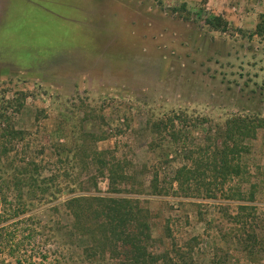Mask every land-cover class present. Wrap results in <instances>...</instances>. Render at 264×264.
<instances>
[{
  "label": "rangeland",
  "instance_id": "obj_1",
  "mask_svg": "<svg viewBox=\"0 0 264 264\" xmlns=\"http://www.w3.org/2000/svg\"><path fill=\"white\" fill-rule=\"evenodd\" d=\"M263 12L264 0H0V91L26 92L14 120L41 174L59 173L58 196L96 191L94 181L115 195L100 159H127L143 182L130 195L150 210V249L191 253L195 264H260L242 242L251 231L264 239V127L246 141L243 177L201 183L214 197L171 179L192 150L220 143L228 117H264V37L253 33ZM174 114L181 119L164 128ZM156 172L166 194L151 192ZM8 196L1 223L13 237L1 244L0 264H90L53 196L32 199L20 216ZM30 214L35 220H25Z\"/></svg>",
  "mask_w": 264,
  "mask_h": 264
},
{
  "label": "trees",
  "instance_id": "obj_2",
  "mask_svg": "<svg viewBox=\"0 0 264 264\" xmlns=\"http://www.w3.org/2000/svg\"><path fill=\"white\" fill-rule=\"evenodd\" d=\"M201 12V9L197 11L199 16H203ZM205 22L215 29L223 30L228 24L220 15H206ZM253 33L264 37V12L259 15ZM5 88L0 91V202L9 201L8 191L12 192L14 199L10 202L17 203V209L13 212L20 216V213L31 210L36 204L32 199L46 201L48 196H53L49 199L53 200L51 208L59 210L61 206L69 212L72 217L69 236L80 237L85 242L84 258L90 264H195L191 253L188 256L189 253L178 251L173 256L167 249L161 252L150 249L149 246L154 241L150 210L142 205L141 198L138 197L141 192L138 188L143 186V182L137 179V174L130 168L131 162L127 159H100L101 176L107 178L109 190L115 195L100 193L98 181H94L96 191H85L83 188L80 192L61 199L58 196L63 191L58 180L59 173L41 174L44 165L29 155L30 144L26 140L28 131L18 126L14 120V114L24 106L26 92L18 90L7 97ZM176 119H181L180 114H174L161 122L164 128L174 127ZM156 124L155 121L148 126L152 128ZM262 127V116L234 114L228 117L219 128L220 143L205 148L198 146L192 150V163L177 167L172 182H176L185 193L195 187L198 192L205 190L208 196L214 197L216 193H212L213 189L201 183L212 178L224 184L230 178L243 177L246 170L241 156L250 150L246 141L255 137ZM158 180L156 172L152 180V194H166L168 191L158 185ZM239 192L243 195L242 191ZM118 193L123 195H117ZM131 193L139 194L133 196ZM250 194L253 197L254 192ZM240 206L246 208V205ZM24 218L35 220L32 214L25 215ZM5 228L6 224L1 223L0 212V248L4 240L8 242L10 236L13 237L11 231H4ZM31 230L37 229L32 227ZM29 235L32 236L33 233ZM247 235L242 242L243 249L255 263L264 264V261L256 259V248L264 250V239L261 240L255 231Z\"/></svg>",
  "mask_w": 264,
  "mask_h": 264
}]
</instances>
